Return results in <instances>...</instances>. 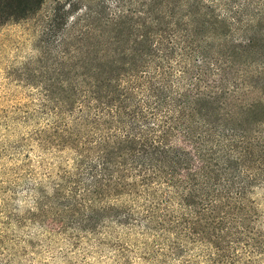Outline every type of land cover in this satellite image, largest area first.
I'll return each mask as SVG.
<instances>
[{
    "label": "rangeland",
    "instance_id": "rangeland-1",
    "mask_svg": "<svg viewBox=\"0 0 264 264\" xmlns=\"http://www.w3.org/2000/svg\"><path fill=\"white\" fill-rule=\"evenodd\" d=\"M101 1L113 10L115 0H0V264H264V152L250 142L232 149L247 181L241 198L218 181L216 196L196 199L200 163L177 138L189 161L176 187L94 184L100 131L92 101L78 102L93 57L92 25L82 20ZM129 111L147 132L170 123L141 95Z\"/></svg>",
    "mask_w": 264,
    "mask_h": 264
},
{
    "label": "trees",
    "instance_id": "trees-1",
    "mask_svg": "<svg viewBox=\"0 0 264 264\" xmlns=\"http://www.w3.org/2000/svg\"><path fill=\"white\" fill-rule=\"evenodd\" d=\"M239 1L115 0L113 10L101 1L85 15L93 31L91 83L83 80L78 103L92 101L100 131L89 168L95 185L176 187V169L189 161L172 145L177 138L200 163L196 199L216 196L218 181L220 192L242 197L247 181L236 173L232 149L250 142L264 152V0ZM136 95L170 114L165 130L137 125L129 111ZM123 119L130 126L119 135L113 125ZM138 137L144 145L132 152Z\"/></svg>",
    "mask_w": 264,
    "mask_h": 264
}]
</instances>
